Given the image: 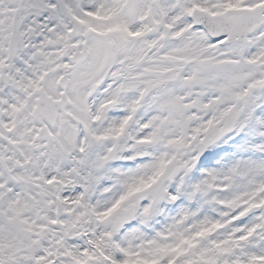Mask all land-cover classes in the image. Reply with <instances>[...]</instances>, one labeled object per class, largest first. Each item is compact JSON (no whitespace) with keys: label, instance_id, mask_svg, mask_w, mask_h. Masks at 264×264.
Masks as SVG:
<instances>
[{"label":"snow or ice","instance_id":"1","mask_svg":"<svg viewBox=\"0 0 264 264\" xmlns=\"http://www.w3.org/2000/svg\"><path fill=\"white\" fill-rule=\"evenodd\" d=\"M0 264H264V0H0Z\"/></svg>","mask_w":264,"mask_h":264}]
</instances>
